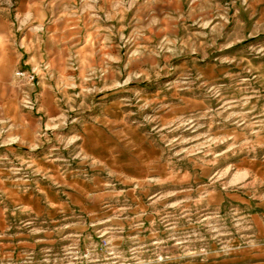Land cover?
<instances>
[{"label": "rangeland", "instance_id": "rangeland-1", "mask_svg": "<svg viewBox=\"0 0 264 264\" xmlns=\"http://www.w3.org/2000/svg\"><path fill=\"white\" fill-rule=\"evenodd\" d=\"M0 10L27 60L0 101V264H223L264 210V0Z\"/></svg>", "mask_w": 264, "mask_h": 264}, {"label": "crops", "instance_id": "crops-1", "mask_svg": "<svg viewBox=\"0 0 264 264\" xmlns=\"http://www.w3.org/2000/svg\"><path fill=\"white\" fill-rule=\"evenodd\" d=\"M12 30L10 14L0 10V101L8 104L20 94L13 71L27 62L21 37H15ZM250 221V232L230 244L223 264H264V210L252 213Z\"/></svg>", "mask_w": 264, "mask_h": 264}]
</instances>
